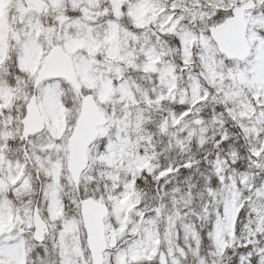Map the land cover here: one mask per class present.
Masks as SVG:
<instances>
[{
    "label": "snow or ice",
    "instance_id": "6c2138e0",
    "mask_svg": "<svg viewBox=\"0 0 264 264\" xmlns=\"http://www.w3.org/2000/svg\"><path fill=\"white\" fill-rule=\"evenodd\" d=\"M0 264H264V0H0Z\"/></svg>",
    "mask_w": 264,
    "mask_h": 264
}]
</instances>
